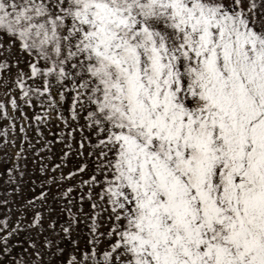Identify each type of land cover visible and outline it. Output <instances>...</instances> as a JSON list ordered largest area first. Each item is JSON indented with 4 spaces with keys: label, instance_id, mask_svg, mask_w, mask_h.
Returning a JSON list of instances; mask_svg holds the SVG:
<instances>
[{
    "label": "snow or ice",
    "instance_id": "1",
    "mask_svg": "<svg viewBox=\"0 0 264 264\" xmlns=\"http://www.w3.org/2000/svg\"><path fill=\"white\" fill-rule=\"evenodd\" d=\"M0 264H264V0H0Z\"/></svg>",
    "mask_w": 264,
    "mask_h": 264
}]
</instances>
